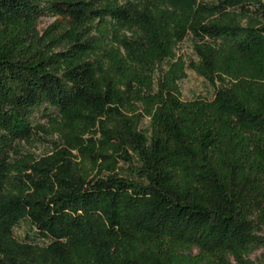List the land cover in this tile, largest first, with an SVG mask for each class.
I'll return each instance as SVG.
<instances>
[{
	"label": "trees",
	"instance_id": "trees-1",
	"mask_svg": "<svg viewBox=\"0 0 264 264\" xmlns=\"http://www.w3.org/2000/svg\"><path fill=\"white\" fill-rule=\"evenodd\" d=\"M0 264H264V0H0Z\"/></svg>",
	"mask_w": 264,
	"mask_h": 264
},
{
	"label": "rangeland",
	"instance_id": "rangeland-1",
	"mask_svg": "<svg viewBox=\"0 0 264 264\" xmlns=\"http://www.w3.org/2000/svg\"><path fill=\"white\" fill-rule=\"evenodd\" d=\"M56 20L54 16H43L37 25V29L41 34ZM196 39L191 33L181 40L174 49L173 55L168 59L174 62L183 61L185 64V77L180 81L182 98L184 100H192L197 97L212 99L215 94V87L202 77L196 70L191 67V61L197 60L194 50ZM36 121L40 122L46 130L51 129L49 121L41 115L36 116ZM147 121L144 125H147ZM59 140L58 135L45 133L41 131V135H35L29 142H21L20 151L32 152L36 155H44L50 153L55 145L54 141ZM31 232V223L29 220H24L15 228V235L18 239L24 240L25 236ZM194 254L197 251L193 252ZM263 250L259 249L252 253L253 259L262 258Z\"/></svg>",
	"mask_w": 264,
	"mask_h": 264
}]
</instances>
